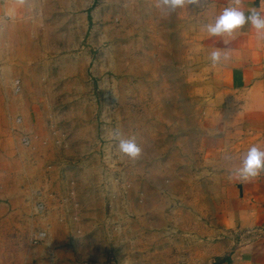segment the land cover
<instances>
[{
  "label": "rangeland",
  "instance_id": "obj_1",
  "mask_svg": "<svg viewBox=\"0 0 264 264\" xmlns=\"http://www.w3.org/2000/svg\"><path fill=\"white\" fill-rule=\"evenodd\" d=\"M205 1L170 16L157 0H30L28 41L15 42L23 85L0 104V264H212L227 252L204 146L220 106ZM113 129L135 135L137 160Z\"/></svg>",
  "mask_w": 264,
  "mask_h": 264
},
{
  "label": "crops",
  "instance_id": "obj_2",
  "mask_svg": "<svg viewBox=\"0 0 264 264\" xmlns=\"http://www.w3.org/2000/svg\"><path fill=\"white\" fill-rule=\"evenodd\" d=\"M229 3L206 0L202 14L211 21ZM30 5V0H0V82L6 94L0 95V104L11 102L23 85L26 53L17 54L15 42L28 41L25 26L31 23L30 12L26 13ZM249 6L264 10V0H242L243 8ZM224 46L220 37L207 36V57L213 48ZM228 50L230 62L213 66L208 60L217 75L220 106L207 120L204 146L217 169L221 221L230 235L227 252L217 258L228 256L227 262L219 264H264V173L243 182L231 175L249 147L264 150V41L245 25Z\"/></svg>",
  "mask_w": 264,
  "mask_h": 264
},
{
  "label": "clouds",
  "instance_id": "obj_3",
  "mask_svg": "<svg viewBox=\"0 0 264 264\" xmlns=\"http://www.w3.org/2000/svg\"><path fill=\"white\" fill-rule=\"evenodd\" d=\"M201 0H157L163 5L168 14H176L178 10L188 8L190 4L199 5ZM245 25L255 29L257 38L264 41V10L259 7H242V0H230L211 21L201 25L204 32L210 37H220L224 43L223 48H213L208 54V60L213 66L226 64L231 61L232 55L228 45L235 39L239 30ZM110 138L116 142L119 152L131 160H137L142 153L135 135L123 137L119 129H113ZM230 159V157H228ZM264 173V150L253 145L247 149L238 166L231 169V175L240 181H251Z\"/></svg>",
  "mask_w": 264,
  "mask_h": 264
},
{
  "label": "built area",
  "instance_id": "obj_4",
  "mask_svg": "<svg viewBox=\"0 0 264 264\" xmlns=\"http://www.w3.org/2000/svg\"><path fill=\"white\" fill-rule=\"evenodd\" d=\"M21 141H22L23 144H28L29 139H28L27 137L24 136V137L21 139ZM44 235H45V234H44L43 232H39V233L36 235V238L41 239V238H43Z\"/></svg>",
  "mask_w": 264,
  "mask_h": 264
},
{
  "label": "trees",
  "instance_id": "obj_5",
  "mask_svg": "<svg viewBox=\"0 0 264 264\" xmlns=\"http://www.w3.org/2000/svg\"><path fill=\"white\" fill-rule=\"evenodd\" d=\"M228 260H229L228 256L218 257L212 262V264H219L222 261H226L227 262Z\"/></svg>",
  "mask_w": 264,
  "mask_h": 264
}]
</instances>
